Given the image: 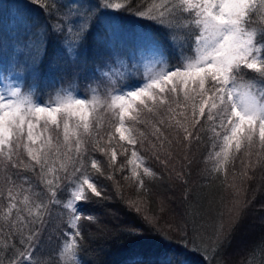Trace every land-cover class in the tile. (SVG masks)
<instances>
[{
  "label": "snow or ice",
  "instance_id": "snow-or-ice-1",
  "mask_svg": "<svg viewBox=\"0 0 264 264\" xmlns=\"http://www.w3.org/2000/svg\"><path fill=\"white\" fill-rule=\"evenodd\" d=\"M33 2L46 11L68 7L64 18L52 29L59 34L58 52L65 57L63 72L72 76L81 73L82 51L92 44L108 49L104 60L108 70L100 73L96 88L89 86L91 97L61 95L64 91L61 89L54 101L42 104L20 88L10 94L0 93L3 167L35 172L47 188L45 194L25 189L28 177L20 175V171L14 173L16 179L5 174L6 192H0V196L6 200V216L11 217L10 240L17 237L14 229L17 226L19 229V238L10 243L12 251L6 264H49L40 256L45 218L52 215L49 204L60 203L57 193L62 182L72 177H75L71 185L74 188L72 199L64 207L72 212L68 226L76 230L74 236H80L81 217L75 202L91 199L85 195L86 189L101 196V190L88 174L93 169L102 173L101 162L93 158L90 151L100 152L106 157L107 165L116 168L117 145L121 141L125 142L120 145L123 152L128 151L125 145H142L145 133L140 132L138 126L145 124L143 113L156 117L151 133L155 137V142L151 143L154 151L165 144L172 145L173 141L164 134L170 128H175L186 147L193 141H201L200 133L207 129L213 133L209 138L213 141L215 159L212 171L223 175L222 183L228 184L229 175L233 180L237 176L251 179L250 173H255L257 165L264 170V0H105L104 8L126 12L135 9V15L152 21L161 34L158 41L147 39L157 63L165 67L149 75L142 86L128 89L122 88L120 82L131 76L130 69L134 66L125 63L117 41L101 39L95 29L89 27L88 14L95 15L91 7L81 19L78 9L60 5L59 0ZM72 3L84 7L81 0H72ZM100 7V3L95 5L97 9ZM38 28L45 30L32 31L25 26L23 36L18 35L13 44V56L34 79L39 78L44 60H48L49 67L52 64L50 41L45 43L48 31L46 26ZM7 47L8 41L0 29V53ZM172 58L176 63H171ZM91 71L94 73L97 69ZM32 87L34 90L36 85ZM98 107H103L109 117L107 127L100 123ZM217 147L219 150H215ZM21 148L25 153H21ZM132 156L139 158L136 151H132ZM156 158L161 159V156L157 153ZM238 159L239 172L236 170ZM162 162L167 163V158ZM226 165L231 167L226 168ZM119 167L123 168V164ZM143 173L155 177L148 167ZM133 175L137 186L146 190L143 176L135 171ZM229 187L234 185L229 184ZM246 206V202L240 203L238 197L234 198L227 218L222 214L211 246L204 249L205 254L218 255L231 243L243 223ZM33 208L37 210L35 213ZM37 224L40 228L34 227ZM76 244L74 239L64 251L75 256ZM0 264L5 262L0 261ZM55 264L60 261L57 259ZM129 264L160 262L145 256L133 257Z\"/></svg>",
  "mask_w": 264,
  "mask_h": 264
},
{
  "label": "trees",
  "instance_id": "trees-1",
  "mask_svg": "<svg viewBox=\"0 0 264 264\" xmlns=\"http://www.w3.org/2000/svg\"><path fill=\"white\" fill-rule=\"evenodd\" d=\"M81 2L84 7L80 3L73 4L72 0H59L60 5L78 9L81 19L91 7L95 15L88 14L89 27L95 29L101 39L118 42L125 63L134 66L130 69L131 76L120 82L122 88L142 86L149 75L163 70L165 65L157 63L147 39L160 40L157 25L135 15V9L126 12L104 8L105 0ZM97 3L101 4L98 9L95 8ZM67 10L68 7H53L46 11L33 0H0V29L8 41V47L0 53V93L20 88L25 95L31 94L42 104L54 101L61 89L64 90L61 95L71 93L73 97H91V88L97 87L100 73L108 70L104 65L108 49L99 44L86 47L81 54L83 71L76 76L63 72L65 57L58 52L59 34L52 29L64 18ZM25 26L32 31H44L38 26H46L48 35L45 43L50 41L51 67L48 60H44L40 65V76L35 79L24 71L22 63L13 56V44L18 35L23 36ZM53 52L57 54L52 56ZM171 63H176V59L172 58ZM92 69L97 71L93 73ZM33 85H36L34 90ZM100 99H104L103 95ZM96 111L100 113V123L107 127L109 117L105 109L98 107ZM142 115L145 124L139 125L138 130L145 133L143 146L125 145L128 151L123 152L120 145L125 142L121 141L117 145L116 168H110L106 157L100 152L90 151V155L101 162L102 173L94 169L88 173L97 189L101 190V196L97 197L86 189L85 195L91 199L75 202L81 217L78 222L80 236H74L76 230L68 226L72 212L64 207L72 199L74 188L71 185L75 177L62 182L57 193L60 203L49 204L52 215L45 218L40 256L49 264H55L57 259L60 264H129L133 257L145 256L160 264H264V170L257 165L255 173H250L251 179L237 176L233 180L229 175L228 184L222 183L223 175L212 171L215 159L213 141L209 139L213 136L211 131L205 129L200 133L201 141H193L190 147H186V142L176 135L174 127L166 131L162 129L173 143L170 147L165 144L154 151L151 143L155 142V137L151 133L156 117L150 113ZM20 151L25 153L23 148ZM132 151H136L139 158L133 157ZM157 153L161 159L156 158ZM165 158L167 163L162 162ZM255 159L253 155L252 160ZM3 164L4 161L0 160V192H6L5 174L13 175V179H16L14 173L20 171V175L29 178L25 189L47 193L45 182L37 173L5 168ZM121 164L123 168L119 167ZM145 167L154 172L155 177L144 175ZM236 170L240 171L239 159ZM134 171L143 176L146 190L137 186ZM109 175L111 178H108ZM229 184L234 187H229ZM236 197L240 203L246 202L247 205L243 208V223L231 243L225 245L218 255L205 254L204 249L211 246L222 214L226 219L227 211L233 207ZM5 204L6 200L0 196V261L6 264L12 251L10 243H15L19 238V229L18 226L14 229L17 237L10 240L11 217L6 216ZM32 211L35 213L37 210L33 208ZM34 227L40 228V225ZM74 239L77 242L76 255L72 256L64 248Z\"/></svg>",
  "mask_w": 264,
  "mask_h": 264
},
{
  "label": "rangeland",
  "instance_id": "rangeland-1",
  "mask_svg": "<svg viewBox=\"0 0 264 264\" xmlns=\"http://www.w3.org/2000/svg\"><path fill=\"white\" fill-rule=\"evenodd\" d=\"M11 93V91L8 93V92H6L5 90H4V94H10Z\"/></svg>",
  "mask_w": 264,
  "mask_h": 264
}]
</instances>
